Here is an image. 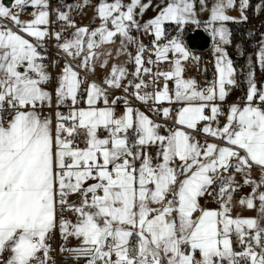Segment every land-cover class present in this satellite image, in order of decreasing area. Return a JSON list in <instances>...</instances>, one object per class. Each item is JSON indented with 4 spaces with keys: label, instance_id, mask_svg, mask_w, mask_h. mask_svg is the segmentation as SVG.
<instances>
[{
    "label": "snow or ice",
    "instance_id": "6c2138e0",
    "mask_svg": "<svg viewBox=\"0 0 264 264\" xmlns=\"http://www.w3.org/2000/svg\"><path fill=\"white\" fill-rule=\"evenodd\" d=\"M198 2L210 12L204 26L215 42V79L206 88L184 78L191 53L166 31L199 27L196 0H160L143 23L152 0H99L95 28L71 18L90 0L55 9L50 0H0V264H55L57 233L59 251L87 264H264V83L256 79L258 67L264 80V38L255 64L241 69L243 103L225 113L240 86L225 23L247 21L250 2L239 0V19L227 14L237 0ZM133 31L152 36L151 47ZM48 39L62 68L47 62ZM117 41L116 56L128 59L91 79L97 64L108 68ZM164 62L169 70L159 69ZM243 187L251 191L238 204L255 217L232 215ZM72 239L77 245L68 247Z\"/></svg>",
    "mask_w": 264,
    "mask_h": 264
},
{
    "label": "crops",
    "instance_id": "0c3cea01",
    "mask_svg": "<svg viewBox=\"0 0 264 264\" xmlns=\"http://www.w3.org/2000/svg\"><path fill=\"white\" fill-rule=\"evenodd\" d=\"M77 2H78V0H75L74 3H77ZM109 2H111V0H109ZM127 2H129V0H125V3H127ZM144 2H147V0H144ZM159 2H160V0H152L153 7H150L145 12V14L142 18L138 17V19H141V23H143L144 21H146V20H148V19H150L156 15L155 5L158 4ZM214 2H215V0H207L208 7L210 8ZM249 2H250V7L245 11V15L248 17L247 21L241 22V23H233V22H226L225 23V26L230 30V33H231V35H230L231 44L224 45V47H225L226 51L228 52L230 58L233 60V64H235V62H239V64H241V67L244 71L247 70V65H248L249 60H251L255 64L256 52L259 50V42L261 41L262 38H264V25H262L260 28H258L257 31H250L251 30L250 29L247 32L248 35H250V32L251 33L253 32V36L255 37L254 43H256V44H254L251 41H245L243 38V33H244L243 27H245V25L247 23H252L255 19L259 18L264 11V8H262L259 12L256 11V5L257 4H264V0H249ZM98 3H99V0H90V3L88 4L87 7H84L83 9L73 10L71 12V18L79 26H90L91 28H95V27L99 26L100 20L98 18H95V8H96ZM28 9H29L28 13L24 17H20L24 21L30 20L32 18L31 12L33 11V9H31V8H28ZM237 9H239V0H237L236 7L234 9L227 10V12L230 15V13H232L233 11L236 12ZM196 10H197V18L200 21L199 27H197V25H195V24H188L185 26V28H191L192 30L201 29L208 37L209 36L212 37L210 35L209 31L205 30V26H204V22L209 19L210 12L209 11H200V6H199L198 0H196ZM5 23H7V21H5ZM166 31H167L169 39H171L173 36L179 35L180 38L183 40L184 44L187 46L184 38L182 37L183 32H178L176 30V26L174 24H167L166 25ZM70 34H71V30H68L66 33H64L65 37H68ZM132 35L133 36L139 35L141 40H143V38H147V37H151L153 39V37L150 35L139 34L135 31L132 32ZM166 42L167 41H164V42L161 41V43H166ZM109 47H110L113 55L109 59L108 68L102 69L99 67V64H97L95 73L90 74V78L96 80L97 82L102 80L103 77L107 75V71H108V69L111 68L112 64H114V63L115 64H123L128 59V57L126 55L116 56L115 52H116V49L119 47V42H117L115 45H111ZM129 51L133 52V54L135 53L134 48L130 47ZM62 57L64 59L63 54H62ZM167 64H169V63L164 62V63L160 64L158 67L160 70L164 68V71H166L165 66ZM126 67L128 68L129 72L134 71V65L127 64ZM184 68H185V71H184L183 75H186L188 73V71H191L195 75L196 80H197L196 70L190 66L188 61L185 62ZM213 70H214V77H213V80H214L215 79V61H214ZM131 78L132 77L129 76V79H131ZM242 79L244 81V77H242ZM256 79L258 81H261V83H264V80H262V73L259 71L258 67H257V71H256ZM197 84H198V80H197ZM244 84H245V87L247 88V84L246 83H244ZM169 87L173 88L171 82L169 83ZM232 103H235V102H231L229 105H231ZM228 106H227V109H228ZM227 109H226L225 113H227ZM122 111H123V107L119 108L118 114L122 113ZM225 122H226L225 117H221V120H220L221 126ZM252 176L255 179H259L260 171L258 168H253ZM236 178H237V180L241 179L239 176H237ZM261 190H264V189H261ZM250 191H251L250 187H243L237 193H235V195H234V207H233V211H232V215L234 217L237 215H239L241 217H255L257 215L256 209L249 210L245 207H241L238 204L240 197L247 195L248 193H250ZM201 203L206 204V206L209 208L217 207V205L215 204L214 201L208 202V201L202 200ZM256 204L258 206L259 202L256 201ZM236 248H237V250H240L239 246H236Z\"/></svg>",
    "mask_w": 264,
    "mask_h": 264
},
{
    "label": "built area",
    "instance_id": "2783aa9c",
    "mask_svg": "<svg viewBox=\"0 0 264 264\" xmlns=\"http://www.w3.org/2000/svg\"><path fill=\"white\" fill-rule=\"evenodd\" d=\"M75 2V0H50V6L51 9H55L59 6H61L62 3H69V4H73ZM61 10H65L63 8H61ZM29 9H26V11L21 15V17H24L27 13H28ZM53 20H55V14L52 15L51 17ZM262 25H264V11L261 14V16L257 19H255L252 23H247L245 25V27H243L244 33H243V38L245 41H251L254 43V36H253V32H250V35L247 34V32L250 31H257L258 28H260ZM52 27L55 30H59V23L52 25ZM251 27V28H250ZM152 40L151 37H147V38H143L142 42L145 45H148L149 47H151L150 41ZM166 41V40H164ZM162 41V42H164ZM119 42V41H117ZM55 40L54 39H48L46 41L45 44V48H46V54L48 56V61L50 62L51 60H57L60 62V68L63 67V57L62 54L58 51V49L55 46ZM214 41L213 38L209 36V45L208 48L204 51H190L191 53V57H199V61H195L193 59H191V57L189 58L188 62L190 64V66L192 68H194L196 70L197 73V80H198V85L201 88H206L208 86H210V82L213 81V77H214V61H215V56L213 54V48H214ZM256 44V43H254ZM44 51V50H42ZM155 57H153L154 59ZM234 67L237 69V80L238 83L240 84L239 87H234L231 89L226 103H224L223 107H224V111H226L227 106L231 103V102H235V103H243L242 98L246 95V87L245 84L243 82V73L241 71L242 67L241 64H239V62H235ZM60 69L59 68H49V71L53 73V75L55 73H57ZM155 70V69H154ZM161 84H163V81H160ZM151 89H149L150 91ZM117 95H121L122 92L121 91H117L116 92ZM133 106L140 108L142 111H145L148 115H150L153 119H157V117L155 116L154 113L148 112L147 109L145 108L144 105L140 104L138 101H135L133 99L132 101ZM164 106H168L167 103L164 104ZM121 107H123V105L121 104ZM120 107V108H121ZM64 111H66V109H64ZM69 216L70 219H74L73 217H71L70 214H66ZM53 248L55 249V251L53 252V256L55 259V264H87V262L85 260H81L79 262L71 259V257L68 256L67 253H61L59 251V246L61 244H63L64 242L60 239L59 234H56L55 239L51 242ZM77 245V241L75 239H72L67 246L68 247H74Z\"/></svg>",
    "mask_w": 264,
    "mask_h": 264
},
{
    "label": "water",
    "instance_id": "95a60500",
    "mask_svg": "<svg viewBox=\"0 0 264 264\" xmlns=\"http://www.w3.org/2000/svg\"><path fill=\"white\" fill-rule=\"evenodd\" d=\"M4 2L7 6H11L8 0H4ZM182 37L190 51H204L208 48L209 37L201 29L185 28Z\"/></svg>",
    "mask_w": 264,
    "mask_h": 264
},
{
    "label": "rangeland",
    "instance_id": "374dc122",
    "mask_svg": "<svg viewBox=\"0 0 264 264\" xmlns=\"http://www.w3.org/2000/svg\"><path fill=\"white\" fill-rule=\"evenodd\" d=\"M227 14H228V12H227ZM228 15H229V14H228ZM230 16H232V17H236L237 19H239V17H240V11H239V9H237L236 12L233 11L232 13H230ZM170 67H171V65H170V64H167V65L165 66V69H166V70H169ZM161 70H164V68L161 69ZM184 78H185V79H195V80H196L195 75H194L191 71H188V73H187L186 75H184ZM196 82H197V80H196ZM171 83H172V82H171ZM172 87H174V84H173V83H172Z\"/></svg>",
    "mask_w": 264,
    "mask_h": 264
}]
</instances>
